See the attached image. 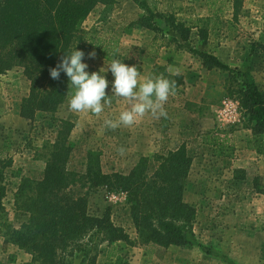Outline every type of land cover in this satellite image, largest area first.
<instances>
[{
    "label": "rangeland",
    "instance_id": "1",
    "mask_svg": "<svg viewBox=\"0 0 264 264\" xmlns=\"http://www.w3.org/2000/svg\"><path fill=\"white\" fill-rule=\"evenodd\" d=\"M216 1L212 10L208 4L195 0H162L158 1L156 7L158 11L175 13L181 18L192 20L199 15L211 16L212 13L209 12L221 9L220 17L226 29L219 33L212 32L206 44H203L196 36L197 32L193 31L189 41L179 40L182 48H179L177 43H171L158 49L162 42H153L155 33L128 29L130 23L145 13L141 2L154 7V0H115L113 5H100L82 26L84 31L92 33L104 34L111 29L118 34L123 33L118 59L129 66H137L138 83H143L149 76L161 74L169 80L182 83L176 87L175 95H170L164 104V110L171 116L156 118L149 112V115L138 118L132 126L120 124L112 129L107 127L104 121H118L120 113L130 108L131 101L112 96L111 103L105 105L99 115L91 111H70V87L66 103L54 116L39 114L35 121L28 122L21 118L20 107L22 100L29 94L30 82L19 68L0 76V154L13 159V167L6 171L8 192L4 206L8 213V222L14 229H21L29 221V213L23 208L26 199L16 197L20 178L28 177L35 181L42 179L46 152L55 140L62 120L73 122L76 126L72 133L75 148L67 166L70 172L85 175L88 153L95 151L100 154L101 168L105 174L118 172L127 175L144 158L148 159L149 172L153 174L159 165L157 157L167 156L185 145L188 154L193 158V176L197 177L195 180L198 181V177L204 176L207 183L218 181L215 177L219 173L216 174L215 171L232 165L228 161L233 160L237 150L230 147L233 143L235 145V133L239 129L244 130L243 128L249 130L246 122L248 117L241 108L236 91L245 81L256 84L259 90L264 92V52L261 49L264 45V0H238L239 6L236 4L237 0ZM237 8L238 13L235 15ZM157 22L160 25V21ZM160 26L165 27V24ZM170 36L171 33L168 34V37ZM193 49L216 56L222 63L235 70V73L231 75L222 70L205 68L203 61L191 52ZM84 62L89 65V72H99L110 63L98 56L95 59L86 56ZM106 76L109 81L113 79L110 72L106 73ZM110 87L107 90L109 95ZM182 94L187 100L194 98L192 102L188 101L184 108L191 115L198 114L200 118H183L180 112L176 122L173 114L183 105L181 101L176 104ZM199 100H202L205 106L197 104ZM227 105L232 107L233 112L229 116L224 113ZM175 123H178L177 127L174 126ZM221 123L224 126H221ZM205 127L207 131L204 132L217 131L219 135L231 137L230 142L219 148L207 145L208 136H197ZM184 133H187V136ZM205 146L213 151L207 150ZM249 147L252 149L250 145ZM199 169L208 172L201 174ZM191 178L193 179L192 175L188 178L190 180L187 181L186 187L190 181L193 182ZM256 184L263 186L258 181ZM90 187V184L84 181L73 188L75 193L86 195L89 214L103 217L109 211L112 222L123 227L132 239H136L126 195L111 194L103 189ZM209 190L217 200L221 190L216 186H211ZM185 198L187 202L189 197ZM5 240L8 241V238L0 239L2 264L31 263L30 254L15 245L5 243ZM188 240L189 246L172 247L168 250L157 247H130L124 242L109 247L108 242L94 240L89 243L90 253L87 258L84 253H75L73 264H84V258L86 264H94L95 259V264H113L118 258H122L125 264H232L227 255H217L214 246L207 243L206 237L199 233L191 232ZM111 251L112 256L109 259Z\"/></svg>",
    "mask_w": 264,
    "mask_h": 264
},
{
    "label": "trees",
    "instance_id": "2",
    "mask_svg": "<svg viewBox=\"0 0 264 264\" xmlns=\"http://www.w3.org/2000/svg\"><path fill=\"white\" fill-rule=\"evenodd\" d=\"M206 1L211 10L216 6V0ZM114 3L115 0H0V76L19 68L30 82L29 94L21 103V118L33 122L39 114L54 116L66 103L69 78L61 73L59 80H53L49 74V69L56 67L64 53L77 47L85 52V58L91 51L107 62L119 58L123 33L118 34L112 29L104 34L92 33L82 29L95 8ZM141 4L144 15L130 23L128 29L155 33L153 42H162L158 49L171 43L182 48L179 40L189 41L193 31L206 44L212 32L222 30L221 9L209 12L211 16L192 20L158 11L146 2ZM235 10L236 15L238 8ZM158 20L166 28L160 26ZM261 49L264 52V45ZM191 52L209 70L235 73L212 54L194 49ZM181 84L177 82L176 87ZM240 85L236 92L248 117L247 128L252 132L249 145L257 154L264 155V92L254 83L244 81ZM75 127L73 122L60 121V129L45 155L41 180L20 178L16 197L26 199L23 208L29 213V221L21 229H14L8 222L4 206L8 192L6 171L13 167V159L0 154V239L8 238L5 243L30 254L32 261L29 264H73L75 253H84L87 258L89 243L94 240L108 242L109 247L118 242L130 247H157L161 250L189 246L188 235L193 232L197 209L185 201L193 165L187 147L182 145L167 156L157 157L159 165L153 174H150L149 161L145 158L127 175L118 172L105 174L100 154L91 151L87 157L86 174L78 175L67 168L75 148L72 140ZM207 135L206 144L213 148L230 142L228 137ZM230 147L235 149L233 145ZM84 181L90 184V188L126 195L136 239L112 222L109 211L103 217L89 214L86 195L73 190ZM255 188L264 195V186L255 183ZM111 256L112 251L109 259ZM113 264L125 263L118 258Z\"/></svg>",
    "mask_w": 264,
    "mask_h": 264
},
{
    "label": "crops",
    "instance_id": "3",
    "mask_svg": "<svg viewBox=\"0 0 264 264\" xmlns=\"http://www.w3.org/2000/svg\"><path fill=\"white\" fill-rule=\"evenodd\" d=\"M154 1V6L157 7L158 1L162 0ZM195 1L207 4L206 0ZM197 17L203 18L204 16L199 15ZM225 29L226 25L222 21V30ZM186 100V96L183 97L182 94V97L176 102L178 104L181 101L183 104L179 106L177 113L173 114L176 122L180 112H182L183 118H188V116L200 118L198 114L191 115L184 108L186 103L192 102L194 98ZM196 103L205 106L202 100ZM147 115L149 114L146 113L144 116ZM197 122L200 124L199 121ZM220 125L224 126L222 123ZM174 126L177 127L178 123H175ZM206 128L197 136L207 137L210 132H204V130L207 131ZM243 129H239L235 133V145L234 143L232 145L237 150L233 160L228 161L232 165L215 171L216 174L219 173L215 177L218 178V181L207 183L204 181V176L198 177V181L195 180L197 177L193 176L195 170L193 164L190 172L193 182L188 183L185 196L187 199L189 197L187 202L197 208V219L193 233H199L206 237L207 243L214 246L217 255H227L232 260V264H264V195L259 194L255 188L257 181L264 186V155L257 154L255 150L249 147L252 134L249 130ZM210 134H216L222 138L227 137L219 135L217 131ZM184 135L187 136V133ZM205 148L213 151L208 146ZM207 172L202 170L201 174H207ZM210 173L211 169L209 170ZM211 186H216L221 190L217 200L210 193Z\"/></svg>",
    "mask_w": 264,
    "mask_h": 264
},
{
    "label": "clouds",
    "instance_id": "4",
    "mask_svg": "<svg viewBox=\"0 0 264 264\" xmlns=\"http://www.w3.org/2000/svg\"><path fill=\"white\" fill-rule=\"evenodd\" d=\"M85 52L77 47L64 53L56 67L49 69L51 79L59 80L61 73L69 78L72 92L68 99L70 111L87 112L99 115L105 105L111 103V97H122L131 101L129 109L120 113L118 121L105 120L104 124L112 129L120 124L132 126L146 113L154 117H166L164 104L170 95H175L176 82L163 74L149 76L143 83H138L139 70L136 65L129 66L123 60L113 58L107 67L99 72H89V65L84 62ZM89 59L96 58V52L87 53ZM113 79L109 81L106 73ZM111 85V87H110ZM110 87L111 95L108 94Z\"/></svg>",
    "mask_w": 264,
    "mask_h": 264
},
{
    "label": "built area",
    "instance_id": "5",
    "mask_svg": "<svg viewBox=\"0 0 264 264\" xmlns=\"http://www.w3.org/2000/svg\"><path fill=\"white\" fill-rule=\"evenodd\" d=\"M227 110H226V112H224L227 116H229L231 113H233L232 112V107L230 106V105H227Z\"/></svg>",
    "mask_w": 264,
    "mask_h": 264
}]
</instances>
